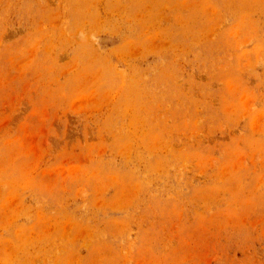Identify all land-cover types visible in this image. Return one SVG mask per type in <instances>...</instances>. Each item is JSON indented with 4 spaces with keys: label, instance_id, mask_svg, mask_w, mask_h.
I'll use <instances>...</instances> for the list:
<instances>
[{
    "label": "rangeland",
    "instance_id": "rangeland-1",
    "mask_svg": "<svg viewBox=\"0 0 264 264\" xmlns=\"http://www.w3.org/2000/svg\"><path fill=\"white\" fill-rule=\"evenodd\" d=\"M0 264H264V0H0Z\"/></svg>",
    "mask_w": 264,
    "mask_h": 264
}]
</instances>
